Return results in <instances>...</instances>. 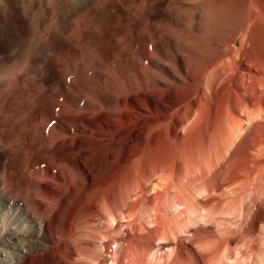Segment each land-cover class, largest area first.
Returning <instances> with one entry per match:
<instances>
[{"label": "bare ground", "instance_id": "1", "mask_svg": "<svg viewBox=\"0 0 264 264\" xmlns=\"http://www.w3.org/2000/svg\"><path fill=\"white\" fill-rule=\"evenodd\" d=\"M103 1L0 41V264H264V0Z\"/></svg>", "mask_w": 264, "mask_h": 264}, {"label": "rangeland", "instance_id": "2", "mask_svg": "<svg viewBox=\"0 0 264 264\" xmlns=\"http://www.w3.org/2000/svg\"><path fill=\"white\" fill-rule=\"evenodd\" d=\"M48 9L50 10L52 9V0H50V2L49 0H5L4 4L0 6V41L2 39L3 44H8V43L14 44L17 42L21 44L24 43L27 45L30 44L33 46L35 43V40H37V33H35L37 31V27L39 25L41 26L42 24L41 22L42 18L39 16H42L43 14L48 13L50 11ZM95 11H96V14L99 15L98 16L99 30H100L99 35L100 36L102 35V38L99 39L100 42L99 41L97 42V46L103 50L111 49L113 46H115L113 35L116 32L120 31L124 34L128 33L125 30V28L121 26V23L118 20V15L119 13H123V10L122 8H120L117 2L112 1V0H104L98 7L95 8ZM37 16L39 18H36ZM38 19L40 20L39 22H38ZM63 43L65 44V42L62 41V44ZM64 44L63 46L66 45ZM0 48H1L0 51L2 52L3 51L2 48L4 47L1 46ZM142 93H135L134 95L136 96L134 95L132 96V101L133 103L136 104L137 107L133 109L132 111L133 113L132 112L126 113L127 115H129V118L134 119V123L131 127V130L133 131L132 133L134 135L139 133V131L141 130V121H142L141 117L143 118L149 115L151 111V107L149 105L147 106L148 108L145 110V107L139 104H143L144 101H147V100L151 102L152 100V103L155 104L156 107H158L159 109H165L169 113L173 111L172 109H176L177 107V106H175V108L174 107L173 108L164 107L165 105H168L167 100L169 99V97L165 99H160L157 97L158 96L157 93H151L147 91H143ZM170 97H173L172 93L170 94ZM102 125H105V131L114 130L118 128V125L115 123L113 119L107 120L105 124H102ZM83 126L85 128V130L82 132L83 135H87V136L94 135L93 134L94 131L96 132V129H94V126L90 125L89 123L85 121L83 122ZM99 128L103 129V127L101 126ZM78 131H80V129H78ZM104 137H107V136L105 135L100 138H104ZM52 184L53 183L51 182L48 183V185L50 186H56L55 184L54 185ZM220 216L217 215L215 219L216 218L219 219ZM231 217L232 216H230L227 219L223 217L226 220V222H229L230 224V225L224 224V227H226V229H229V230L231 229L230 227H232L233 229V227L235 226L234 219L233 217L232 218ZM221 224L222 223H220V225ZM228 226L230 227L228 228Z\"/></svg>", "mask_w": 264, "mask_h": 264}]
</instances>
